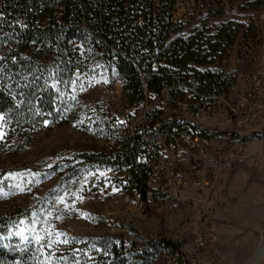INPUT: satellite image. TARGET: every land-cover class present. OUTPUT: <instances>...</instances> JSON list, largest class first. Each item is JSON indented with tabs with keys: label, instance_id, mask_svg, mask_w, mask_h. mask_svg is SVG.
<instances>
[{
	"label": "rangeland",
	"instance_id": "1",
	"mask_svg": "<svg viewBox=\"0 0 264 264\" xmlns=\"http://www.w3.org/2000/svg\"><path fill=\"white\" fill-rule=\"evenodd\" d=\"M168 29L153 50L164 67L264 76V0H199L191 17ZM66 44L76 66L60 93L63 115L18 127L0 114V215L30 209L10 225L6 252L33 264H114L110 248L122 236L138 253L125 264H251L264 241V115L248 130L198 120L220 166L201 186L145 185L143 198L129 167L79 157L115 152L112 124L141 101L85 35ZM160 239L177 249L155 247ZM256 264H264V251Z\"/></svg>",
	"mask_w": 264,
	"mask_h": 264
},
{
	"label": "built area",
	"instance_id": "2",
	"mask_svg": "<svg viewBox=\"0 0 264 264\" xmlns=\"http://www.w3.org/2000/svg\"><path fill=\"white\" fill-rule=\"evenodd\" d=\"M198 2L57 0L51 18L41 20L43 9L31 0H0V35L5 40L0 51L17 52L20 40L13 34L16 29L52 19V26L74 24L95 41L102 64L114 63L118 56L130 59L140 76L144 97L122 123L112 124L111 144L129 141L140 145L137 159L147 168L146 186L163 190L201 186L207 182L208 172L220 164L210 155V142L195 123L214 120L251 128L264 115V76L223 72L208 80L190 70L165 72L160 61L137 60L127 48L132 30L158 31L181 23L195 13ZM154 75L158 76L156 90L149 87ZM102 124L111 126L105 119Z\"/></svg>",
	"mask_w": 264,
	"mask_h": 264
},
{
	"label": "trees",
	"instance_id": "3",
	"mask_svg": "<svg viewBox=\"0 0 264 264\" xmlns=\"http://www.w3.org/2000/svg\"><path fill=\"white\" fill-rule=\"evenodd\" d=\"M56 1L31 0L43 9L41 20L46 17L51 18ZM51 20L24 29H16L13 34L20 40L17 52L9 54L0 51V114L8 116L11 123L18 127H29L33 123L45 119H59L65 111L64 101L60 93L63 90L65 79L74 74L76 66L73 57H70V48H67L66 43L76 33L85 34L74 24L52 26ZM168 28L169 26H164L158 31L150 32L132 30L128 33L130 41L127 43V48L131 50L137 60L145 58L152 60L154 59L153 50L158 43H162L167 37ZM119 34L122 36L121 32L117 31V35ZM88 39L98 48L95 41ZM4 42V38L0 35V50ZM179 60L176 56L171 57L172 63H179ZM112 64L117 67L119 74L127 80L132 97L142 99L144 93L140 88V76L133 62L126 57L118 56L114 63L106 65ZM161 69L165 72L169 70L187 71L164 66ZM193 72L208 80L214 75ZM157 78L158 76L154 75L150 80V89H157ZM56 123L62 124L64 121L59 120ZM117 144H111L115 148V152L111 154L107 155L102 151L83 152L79 157L89 164L127 166L133 171L131 182L139 189L143 185L145 188L144 180L147 176V168L137 159L141 151L140 145L132 144L129 141H121ZM29 213L30 209H26L17 214L0 215V264H33L28 255L25 256L24 253H19L18 256L9 254L6 252L5 246L1 245L4 237L8 234L10 225ZM123 242V237L119 236L118 245H111L110 254L114 264H125L130 254L138 255L135 251L136 244L134 242H131L130 249H127ZM154 246H167L177 249L175 242L166 239H160L154 243ZM140 257L142 256H137V258Z\"/></svg>",
	"mask_w": 264,
	"mask_h": 264
},
{
	"label": "bare ground",
	"instance_id": "4",
	"mask_svg": "<svg viewBox=\"0 0 264 264\" xmlns=\"http://www.w3.org/2000/svg\"><path fill=\"white\" fill-rule=\"evenodd\" d=\"M262 251H264V241L259 243L258 249H257V251L255 253L254 259H253L251 264H256V262L258 261Z\"/></svg>",
	"mask_w": 264,
	"mask_h": 264
},
{
	"label": "water",
	"instance_id": "5",
	"mask_svg": "<svg viewBox=\"0 0 264 264\" xmlns=\"http://www.w3.org/2000/svg\"><path fill=\"white\" fill-rule=\"evenodd\" d=\"M144 192H145V190H144V185L143 186H141V188H140V195L144 198Z\"/></svg>",
	"mask_w": 264,
	"mask_h": 264
},
{
	"label": "snow or ice",
	"instance_id": "6",
	"mask_svg": "<svg viewBox=\"0 0 264 264\" xmlns=\"http://www.w3.org/2000/svg\"><path fill=\"white\" fill-rule=\"evenodd\" d=\"M41 238L40 237H37V240L39 241Z\"/></svg>",
	"mask_w": 264,
	"mask_h": 264
}]
</instances>
